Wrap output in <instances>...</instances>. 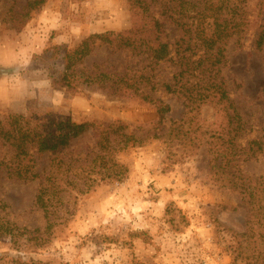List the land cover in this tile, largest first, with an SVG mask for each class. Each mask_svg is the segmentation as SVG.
Returning a JSON list of instances; mask_svg holds the SVG:
<instances>
[{
	"label": "rangeland",
	"instance_id": "1",
	"mask_svg": "<svg viewBox=\"0 0 264 264\" xmlns=\"http://www.w3.org/2000/svg\"><path fill=\"white\" fill-rule=\"evenodd\" d=\"M27 1L17 0L13 12H21ZM11 3L0 0V121L11 114H49L103 129L120 120L127 134L144 143L115 151L114 157L127 168L122 180L107 178L85 193L78 192L83 181L72 172L71 184L60 180L64 201L55 199V214L47 217L34 205L40 180L10 177L5 163L14 151L0 138V264H264L243 235L248 206L227 174L238 169L253 178L264 176V158L242 162L235 156L234 168L217 167L231 142L245 145L262 133L264 58L255 48L256 27L240 45L227 44L222 67L229 95L253 130L236 139L232 110L224 100L206 98L203 88L210 79L200 72L191 77L198 99L188 106L177 95L153 93L171 106L161 124L155 107L131 91L112 94L85 81L86 75L101 70L132 76L131 69L149 66L150 61L143 64V58L124 49L96 48L81 63L76 61L68 75L71 85L62 86L67 62L61 53L72 52L92 34L142 24L128 0H45L19 26L3 21L12 13ZM180 5L184 15L196 14L194 0H181ZM166 29L171 38L179 37L175 25L166 23ZM56 47L53 57L45 53ZM169 66L158 73L170 78ZM97 139L98 133L90 129L67 151L97 153ZM53 158L43 155L39 172L45 168L46 173ZM35 229L40 232H30ZM254 230L253 241H261L264 229ZM263 246L264 241L262 252Z\"/></svg>",
	"mask_w": 264,
	"mask_h": 264
},
{
	"label": "trees",
	"instance_id": "2",
	"mask_svg": "<svg viewBox=\"0 0 264 264\" xmlns=\"http://www.w3.org/2000/svg\"><path fill=\"white\" fill-rule=\"evenodd\" d=\"M128 1L133 11L142 16V24L120 32L92 34L82 40L72 52L61 53V59L67 62L63 77L59 80L62 86L71 85L68 75L70 76V71L73 72L76 61L81 63L96 48L109 45L129 51L138 58H143V64L148 61L150 64L142 69H131L134 71L132 76L127 71L113 73L101 70L94 75L91 73L86 75L85 81L88 83L96 84L112 94L131 91L140 100L155 107L158 123L161 124L166 120L171 106L153 93L163 90L167 94L177 95L184 98L189 103L188 106L198 99L194 96L197 91L192 86L191 77L200 72L203 79L208 76L210 79L208 86L203 88L207 90L206 98L224 100L232 110L230 119L232 126L236 124L235 138H246L251 134L252 127L248 120L243 119V113L229 95L222 67L226 63L227 44L233 41L240 45L253 27L257 29L255 48L264 58V0L255 3H251V0H194L196 14L192 17L181 11V0ZM11 2L12 13L4 16L3 21L19 26L34 11L40 9L45 0H28L19 13L13 12L14 7L18 6L17 0ZM166 23L176 26L179 37L171 38ZM54 50L57 53L59 48L46 50L45 53H51L49 57H53ZM196 56L198 59H192ZM167 64L172 71L170 78L162 77L163 71L158 73ZM215 78L219 80L214 82ZM232 126L230 125V132ZM126 128L127 125L120 120L98 129L94 123L54 119L49 114H11L5 122L0 121V138L14 151L11 162L5 163V167L10 177L27 182L40 180L34 205L43 209L47 217L50 213L53 216L55 213L51 208L54 207V200L64 201L61 192L65 188H62L60 180L65 178L71 184L72 179L68 177L71 172L83 181V187L77 188L79 193H85L107 178L123 179L127 168L114 157L115 151L144 143L142 139L127 134ZM90 129L98 133L97 153L87 151L75 154L73 150L67 151L74 140ZM259 131L262 133L246 141L245 145L231 142L230 151L226 149V152L220 154L222 160L217 163V167L234 168L235 156L242 159V162H250L260 156L264 158V121ZM43 155L54 157L46 173L45 168H42V172L38 169L39 159ZM224 161L227 166H224ZM103 169L108 170V174H104ZM227 174L230 175L231 187L248 206L250 218L243 235L247 236V240L251 239L253 248L258 250L264 261V252L261 250L264 234H259L261 241H253L255 227L264 229V176L253 178L238 169L236 172L230 169ZM30 232L39 233L40 230Z\"/></svg>",
	"mask_w": 264,
	"mask_h": 264
}]
</instances>
